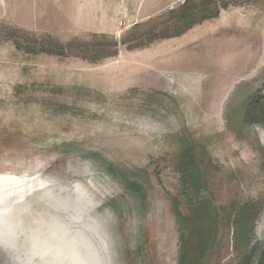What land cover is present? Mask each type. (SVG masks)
<instances>
[{
	"label": "rangeland",
	"instance_id": "obj_1",
	"mask_svg": "<svg viewBox=\"0 0 264 264\" xmlns=\"http://www.w3.org/2000/svg\"><path fill=\"white\" fill-rule=\"evenodd\" d=\"M188 1L0 0V175L48 184L0 205L28 243L69 253L76 235L98 264L259 263L264 0H224L179 35ZM74 185L95 207L74 211Z\"/></svg>",
	"mask_w": 264,
	"mask_h": 264
},
{
	"label": "bare ground",
	"instance_id": "obj_2",
	"mask_svg": "<svg viewBox=\"0 0 264 264\" xmlns=\"http://www.w3.org/2000/svg\"><path fill=\"white\" fill-rule=\"evenodd\" d=\"M38 178L35 176L34 177H17L13 175H4V176L0 175V205L11 203V202L13 205L22 203L30 195V193L33 192L34 190L45 189V187H47L48 184L46 182L41 181ZM72 187L74 188V193L77 196L75 202L72 203L74 206L73 207L74 211H77L79 209L82 210L83 208H84L83 210L85 211L86 206L95 207V204L93 203V199L89 196L87 190L84 187H82L81 185H74ZM43 197L45 199H50L51 197L53 198V195L49 191H47L45 192ZM66 203H69V202H66ZM61 205L66 206L65 202H62ZM67 205L69 206L70 204H67ZM7 216H8V209H4L0 212V220L5 219ZM77 216H80V215L78 214ZM55 233L53 234H54V238L56 239V241L62 242V240H65L64 237L66 235L64 231H62V234H58L57 231ZM83 240L84 239L82 237L75 235L72 239H68L67 241L68 244L72 245V250L69 253L64 252L60 255L55 253V255H57V257H61V256L65 257L64 259L68 262H71L72 264H98L96 254L92 250V246L90 244L89 245L87 244L84 247ZM34 242H35V244L33 245L34 252L44 254V253H47V251H49V248H52V247H49V245H40L39 242H38L39 244H37V241H34ZM65 254L67 256H65Z\"/></svg>",
	"mask_w": 264,
	"mask_h": 264
},
{
	"label": "trees",
	"instance_id": "obj_3",
	"mask_svg": "<svg viewBox=\"0 0 264 264\" xmlns=\"http://www.w3.org/2000/svg\"><path fill=\"white\" fill-rule=\"evenodd\" d=\"M226 3L224 0H202L201 3H197L194 1H188L186 2L181 9L178 12H173L172 15L173 18L176 20V25L183 27L182 30L179 31V35L183 32L191 29L193 26L200 24L201 22L209 19H213L219 16V13L221 9H224L226 7ZM172 18V19H173ZM122 44H125V41L122 42ZM74 43L69 44L68 46H56L58 48L57 52L54 51H48L47 53L52 55H63L66 50H68ZM93 45H84V48L88 49L92 47ZM110 48H112L113 53L116 52V48L118 47V43H110L108 45ZM88 47V48H87ZM94 47V46H93ZM112 52V51H111ZM113 53H109L107 56H112ZM198 215H200L201 219H204L206 215H204L201 211L198 210ZM255 215L252 213V210L250 208H245L242 212V215L240 216L238 220V239L239 237L244 242L251 237L252 230L255 222ZM215 226V225H214ZM209 238L206 240V243H209ZM204 247H201L198 250L199 257L198 259L204 255ZM252 254L250 257L244 259V261L241 264H251ZM197 260V257L196 259ZM258 264H264V254H261V258L259 260Z\"/></svg>",
	"mask_w": 264,
	"mask_h": 264
},
{
	"label": "water",
	"instance_id": "obj_4",
	"mask_svg": "<svg viewBox=\"0 0 264 264\" xmlns=\"http://www.w3.org/2000/svg\"><path fill=\"white\" fill-rule=\"evenodd\" d=\"M34 244L8 216L0 220V264H72L53 252H34Z\"/></svg>",
	"mask_w": 264,
	"mask_h": 264
}]
</instances>
